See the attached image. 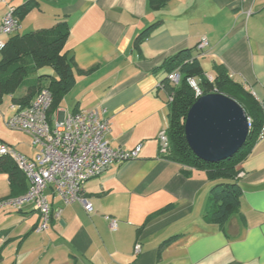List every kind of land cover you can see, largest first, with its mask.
<instances>
[{
  "label": "crops",
  "instance_id": "0c3cea01",
  "mask_svg": "<svg viewBox=\"0 0 264 264\" xmlns=\"http://www.w3.org/2000/svg\"><path fill=\"white\" fill-rule=\"evenodd\" d=\"M27 1L0 0V21ZM34 1L19 34L58 24L69 30L64 52L75 83L54 113L96 110L109 124L110 148L141 149L135 161L85 184L89 213L46 192L52 217L43 233L34 231L39 215L30 205L0 210V264H264V137L237 169L240 206L224 227L204 218L214 183L167 160L158 141L168 115L161 66L181 50H193L208 81L219 66L255 102L264 99V0H168L159 9L151 0ZM150 27L137 52L134 40ZM0 141L35 155L30 138L22 152L21 140L0 133ZM105 217L116 221L115 231Z\"/></svg>",
  "mask_w": 264,
  "mask_h": 264
},
{
  "label": "trees",
  "instance_id": "16d2710c",
  "mask_svg": "<svg viewBox=\"0 0 264 264\" xmlns=\"http://www.w3.org/2000/svg\"><path fill=\"white\" fill-rule=\"evenodd\" d=\"M167 1L151 0L150 4L159 9ZM36 6V1H27L16 7L13 15L22 21ZM151 30V27L147 28L136 37L134 50L140 51V45L148 38ZM68 35L67 26L58 24L50 29L26 34L16 32L9 36L0 48V105L7 96L11 104L26 107L38 92L46 90L52 98L49 115L58 109L63 97L75 83L72 60L64 52ZM161 70L166 75L177 71L180 76L177 86L172 87L167 78L160 84V90L171 98V102L166 104V135L169 143L166 159L202 171L214 183L204 218L214 225L224 227L240 206L241 189L237 183V169L259 138L263 122L260 107L240 85L229 79L221 67H214L216 78L213 82L208 81L192 49L181 50L167 58ZM189 79L196 80L202 95L221 94L235 101L250 121L246 142L237 153L224 161L206 163L197 158L186 143L185 117L198 99L188 84ZM18 92L23 93L17 94ZM0 174L7 176L9 195L6 198H15L26 192L28 185L25 178L10 160L0 159ZM1 260L0 251V262Z\"/></svg>",
  "mask_w": 264,
  "mask_h": 264
},
{
  "label": "built area",
  "instance_id": "2783aa9c",
  "mask_svg": "<svg viewBox=\"0 0 264 264\" xmlns=\"http://www.w3.org/2000/svg\"><path fill=\"white\" fill-rule=\"evenodd\" d=\"M20 30V21L8 11L0 21V38L10 36ZM0 40V48L3 46ZM207 46L206 38H201L197 48ZM169 84H179L180 76L174 71L166 76ZM188 84L196 98L202 95L195 79ZM161 89V85L158 86ZM171 102L170 97H166ZM52 98L46 90L38 92L26 107L11 104L10 115L4 119L8 131L21 132L30 138V147L35 151L32 159L18 153L0 141V159L10 160L28 183L26 192L15 198L0 199V210L20 211L23 206L30 205L32 211L38 213L39 224L35 233L48 230L51 220V206L46 192L61 199L64 205L79 203L83 209L91 212V204L86 198L85 184L101 175L111 165L135 161L141 146L126 151L112 149L105 140L109 132V124L102 119L96 110L66 114L59 118L55 113L49 115ZM263 122L259 138L264 137V99L259 100ZM250 124V121L248 119ZM167 127L158 135L160 153L167 154ZM59 216V211L55 213ZM110 231L117 229L115 220L105 217ZM134 255L140 253V245L133 248Z\"/></svg>",
  "mask_w": 264,
  "mask_h": 264
},
{
  "label": "water",
  "instance_id": "95a60500",
  "mask_svg": "<svg viewBox=\"0 0 264 264\" xmlns=\"http://www.w3.org/2000/svg\"><path fill=\"white\" fill-rule=\"evenodd\" d=\"M249 129L242 108L221 94L199 97L184 121L190 151L206 163L224 161L237 153L246 142Z\"/></svg>",
  "mask_w": 264,
  "mask_h": 264
},
{
  "label": "rangeland",
  "instance_id": "374dc122",
  "mask_svg": "<svg viewBox=\"0 0 264 264\" xmlns=\"http://www.w3.org/2000/svg\"><path fill=\"white\" fill-rule=\"evenodd\" d=\"M11 101L9 97H4L3 103L0 105V133H6L7 135H11L12 138L18 139L22 141V147L17 148L18 151L22 152L23 150L28 148L27 142L29 141L28 137H25L24 134L19 132H10L8 131L3 123V118L9 116ZM169 148V143H168ZM9 195V186L7 184V178L4 174H0V196Z\"/></svg>",
  "mask_w": 264,
  "mask_h": 264
}]
</instances>
